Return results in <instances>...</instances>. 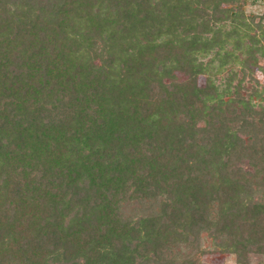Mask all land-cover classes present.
Masks as SVG:
<instances>
[{
    "label": "trees",
    "instance_id": "trees-1",
    "mask_svg": "<svg viewBox=\"0 0 264 264\" xmlns=\"http://www.w3.org/2000/svg\"><path fill=\"white\" fill-rule=\"evenodd\" d=\"M240 1L0 0V264H264Z\"/></svg>",
    "mask_w": 264,
    "mask_h": 264
},
{
    "label": "rangeland",
    "instance_id": "rangeland-1",
    "mask_svg": "<svg viewBox=\"0 0 264 264\" xmlns=\"http://www.w3.org/2000/svg\"><path fill=\"white\" fill-rule=\"evenodd\" d=\"M263 3L264 0H241L239 2V4L241 5V11L243 15H246V17H250L253 15L256 16L261 14L263 10ZM259 60L261 62L263 61L262 58H260ZM235 69H238V66H235ZM254 77L259 81L260 86L264 84V65H262L261 68L259 69H255ZM203 81H204V76H200L199 82L203 83ZM255 100H257V98H255ZM199 123L200 125L203 124V122L201 121ZM200 261L201 264H237L235 261V254L230 252L204 254L201 256ZM253 261L255 262L256 259H254Z\"/></svg>",
    "mask_w": 264,
    "mask_h": 264
}]
</instances>
